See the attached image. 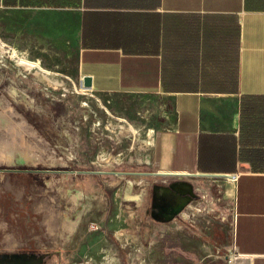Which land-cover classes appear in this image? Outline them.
<instances>
[{
	"label": "rangeland",
	"instance_id": "1",
	"mask_svg": "<svg viewBox=\"0 0 264 264\" xmlns=\"http://www.w3.org/2000/svg\"><path fill=\"white\" fill-rule=\"evenodd\" d=\"M27 16L28 10L0 6V44L29 51L33 61L55 76L46 81L32 71L14 70L10 59L0 62V95L14 84L20 95L33 100L31 105L14 104L36 130L28 141L42 156V163L35 165L0 164V264L15 256L35 257L36 264H87L98 257L99 247L106 248L99 249L104 254L99 264L109 262L110 256L114 264H233L234 180L168 177L164 188L165 175L156 174L160 171L152 150L157 132L167 128L170 106L160 98L83 91L77 51L39 40L28 30ZM61 79L69 92L54 85ZM118 118L155 129L154 145L143 150L139 140L120 134ZM105 150L151 164L119 167L126 179L117 183V173L94 164ZM77 190L87 194L82 201L87 208L71 235L61 220L55 228L51 221L74 211L70 196ZM127 193L142 195V206L128 200ZM74 207L80 210L82 205ZM184 212L189 217H182ZM119 231L122 237L116 235Z\"/></svg>",
	"mask_w": 264,
	"mask_h": 264
},
{
	"label": "crops",
	"instance_id": "2",
	"mask_svg": "<svg viewBox=\"0 0 264 264\" xmlns=\"http://www.w3.org/2000/svg\"><path fill=\"white\" fill-rule=\"evenodd\" d=\"M6 3V4H5ZM9 4V5H7ZM74 49L91 91L162 99L152 150L175 177L229 175L236 264H264V0H0Z\"/></svg>",
	"mask_w": 264,
	"mask_h": 264
},
{
	"label": "bare ground",
	"instance_id": "3",
	"mask_svg": "<svg viewBox=\"0 0 264 264\" xmlns=\"http://www.w3.org/2000/svg\"><path fill=\"white\" fill-rule=\"evenodd\" d=\"M7 59H10L13 62L14 70H17V68H19L23 72L32 71L29 72V74L34 73V75H40L46 81H51L52 76H55V72L45 69L40 61H33L30 58L29 51L20 50L17 47L10 46L2 41L0 44V62H7ZM20 75L23 74L20 73L18 77ZM23 77L26 78L25 75ZM2 79V76H0L1 86L2 84H4L2 83ZM54 85H56V87L59 89L60 87H64L65 82L62 81V79L59 81L55 80ZM4 92L5 93H3V95H0V164L7 166H16L17 164L22 165L31 163L35 165L42 163V156L36 152L32 144L28 141V138H33L34 134H36V130L32 128L26 116L21 113L14 104L26 103L27 105H31L33 103V100L26 99V95L24 94L20 95V90L14 84L7 85L4 88ZM85 107H88V105L85 104ZM130 129L133 131L136 137L139 135L138 129L134 125L131 124ZM154 137L155 130L151 128L148 133V139L146 140L145 144L143 143V147L153 146L155 139ZM140 139L142 140V142H144L142 137ZM103 158L110 167H118L121 165V160H119V158L117 157H113L112 155L106 154L103 156ZM132 163L148 165L149 161L147 160L146 162L145 160L138 158V160L133 159ZM128 183H130L131 185L136 183L142 186V183L139 181L134 182L128 180ZM113 185L117 187L116 182H114ZM126 196L128 199L136 201L138 206L141 205L143 199L142 195H132L127 193ZM86 198L87 194L80 191L70 196V200L72 201V203L82 204V208L74 213L75 220L66 225L67 233L71 235L76 231V228L81 220V215L84 212L85 208H87V204L85 202H82ZM185 217H189L188 213H185ZM116 235H118L119 237L123 236L120 231L117 232ZM109 253L112 254L111 252ZM106 264H114V259H111L110 256L109 262H107Z\"/></svg>",
	"mask_w": 264,
	"mask_h": 264
},
{
	"label": "flooded vegetation",
	"instance_id": "4",
	"mask_svg": "<svg viewBox=\"0 0 264 264\" xmlns=\"http://www.w3.org/2000/svg\"><path fill=\"white\" fill-rule=\"evenodd\" d=\"M66 85V84H65ZM64 85V86H65ZM82 90L83 91H90L91 89L90 88H86V87H84V85L82 84ZM64 88V87H63ZM64 91H66V92H69V89L68 88H64L63 89ZM85 104H87L88 105V107H89V104L88 103H84L83 104V107H85ZM103 107V106H102ZM118 121L119 122H121V124L119 125V127L122 129V131L120 132V134H123V135H130L131 137H134V138H136V140H139L141 143H142V145H143V143L145 144V142H146V140L148 139V133H149V130L151 129H146V127L145 126H142V125H139V124H133V123H131L128 119H126V118H118ZM100 123H97L96 125H99ZM134 125L137 129H138V133H139V135L136 137V135L133 133V131L130 129V125ZM144 129H146V130H144ZM153 129V128H152ZM155 130V129H154ZM144 135H146V139H145V136ZM155 135H156V130H155ZM142 137V139H143V141L144 142H142V140L140 139ZM143 148V150L146 148V147H142ZM131 150H134V147L132 146L131 148H130V151ZM106 154H109V155H112L113 157H117V158H119V160H121V165L120 166H116V167H110L109 166V164L108 163H106L105 162V160H104V158H103V156L104 155H106ZM126 157H128V159L126 160ZM133 159H136V160H138V158H136L135 156H133V157H130L129 155H127L125 152H119L118 154H114V152H112V151H103V152H100V154L96 157V160L94 161V164H97L98 165V167H101V168H105V169H110L111 171H113V172H115V173H117V176H118V183H121L122 181H123V179L125 180L126 178L124 177V175H122V174H119L118 173V171H117V169L119 168V167H122V166H124L125 164H131L132 163V160ZM146 162H147V160H145ZM149 161V164L148 165H150L151 164V161L150 160H148ZM145 165H147V164H145ZM168 177L169 178H176L175 176H170L169 174H167V176H165V180H163L162 181V183H163V186H165L164 188H167L168 189V185H169V179H168ZM179 178V177H178ZM128 181V180H127ZM117 182V181H116ZM144 185H148V184H144ZM145 187V186H144ZM83 192L82 190H77L76 192ZM83 193H85V192H83ZM173 194L172 192H168V193H165V194ZM204 196V198H206L207 197V195H203ZM129 200V199H128ZM135 203H136V206L137 207H140V206H142V204H143V199H142V202H141V205L140 206H138L137 205V202L136 201H134ZM72 205H73V210L74 211H70V210H67L66 212H65V214H68L69 216H67V217H65V218H63V217H61V219H60V217H58V219L57 220H52L51 221V226H53V228H55V226L57 225V223H58V221H62V224H63V227L64 228H66V225L68 224V223H70V222H73L74 220H75V215H74V213H76L77 211H79V210H75L74 208V206L76 205V208L78 209V207L80 206V205H82L81 203H79V204H74V203H72ZM72 207V206H71ZM194 207V206H193ZM200 211V210H199ZM61 216H63V215H61ZM183 216H185V212L184 213H182V217ZM118 217H120V216H118ZM56 219V218H55ZM185 219V218H184ZM53 221H55V222H53ZM120 221H122V220H120ZM123 222L124 223H127V224H129V222H127V219H124L123 220ZM67 229V228H66ZM124 230V229H123ZM106 249V248H102V247H99L98 248V252H97V255H98V257H96V258H94V257H91L90 258V261L87 263V264H89L91 261H94V262H96L97 264H99V262L101 261V259H102V257H104V254H101L100 255V250L99 249ZM107 250H109V249H107ZM4 261V260H3ZM5 262L7 263V264H36V258L35 257H32V256H15V257H13V258H9V261H7L6 259H5ZM78 264H83V263H78Z\"/></svg>",
	"mask_w": 264,
	"mask_h": 264
},
{
	"label": "water",
	"instance_id": "5",
	"mask_svg": "<svg viewBox=\"0 0 264 264\" xmlns=\"http://www.w3.org/2000/svg\"><path fill=\"white\" fill-rule=\"evenodd\" d=\"M83 85L86 88H92V79L90 77H84L83 79ZM156 174H167V173H163V172H157ZM207 176H216V177H220V176H229V175H221V174H204Z\"/></svg>",
	"mask_w": 264,
	"mask_h": 264
},
{
	"label": "built area",
	"instance_id": "6",
	"mask_svg": "<svg viewBox=\"0 0 264 264\" xmlns=\"http://www.w3.org/2000/svg\"><path fill=\"white\" fill-rule=\"evenodd\" d=\"M165 176H167V174H164Z\"/></svg>",
	"mask_w": 264,
	"mask_h": 264
},
{
	"label": "trees",
	"instance_id": "7",
	"mask_svg": "<svg viewBox=\"0 0 264 264\" xmlns=\"http://www.w3.org/2000/svg\"><path fill=\"white\" fill-rule=\"evenodd\" d=\"M6 4V3H5ZM7 5H9V4H7Z\"/></svg>",
	"mask_w": 264,
	"mask_h": 264
}]
</instances>
